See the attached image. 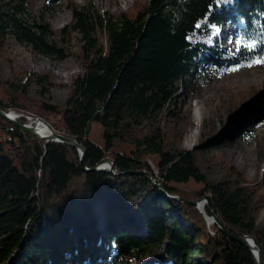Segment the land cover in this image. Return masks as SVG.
<instances>
[{"label":"trees","instance_id":"obj_1","mask_svg":"<svg viewBox=\"0 0 264 264\" xmlns=\"http://www.w3.org/2000/svg\"><path fill=\"white\" fill-rule=\"evenodd\" d=\"M34 1L0 0V59L16 39L48 56L73 54L83 70L62 84L45 71L17 70L12 59V74L3 78L0 62V107L40 115L84 144L88 166L111 156L119 171H150L170 194L190 200L209 194L232 232L256 238L264 262L263 184L229 163L230 177L207 179L197 149L180 148L178 136L158 124L182 99L179 85L206 81L204 64L264 60V0H136L119 13L92 0H66L72 18L57 30L38 13L50 0H42L31 20L26 17ZM229 22L238 25V47L223 53L220 24ZM58 86H67L68 94L51 110L46 102ZM262 112L264 92L252 108L257 116ZM93 121L103 126L104 145L88 135ZM203 207L205 214L165 198L142 175L86 171L77 147L46 141L0 116V264H85L103 245V229L111 251L100 264H134L156 247L168 264H195V254L203 255V264H258L250 248L217 223L208 224L212 211ZM138 225L148 230L145 237L135 232Z\"/></svg>","mask_w":264,"mask_h":264},{"label":"rangeland","instance_id":"obj_2","mask_svg":"<svg viewBox=\"0 0 264 264\" xmlns=\"http://www.w3.org/2000/svg\"><path fill=\"white\" fill-rule=\"evenodd\" d=\"M41 2L42 0L34 1L33 10L26 13L28 19H32ZM66 2V0H50L48 7L42 11L39 10L38 13L43 14L45 20L57 30L72 18V10ZM75 2L78 5H84L87 0H75ZM92 2L101 10L110 9L114 13H119L129 10L136 0H92ZM240 25H242L241 21ZM237 31L238 25L235 23L220 24L219 48L223 53L237 51ZM210 35L211 33L208 32L206 36ZM77 47L78 43L75 42L73 49ZM5 49L0 59L3 78H8L12 74L10 59L14 61V68L17 70L45 71L51 74L55 82L62 84L71 83L72 78L83 70L80 59L73 54L66 57L48 56L34 45L25 46L16 39L11 40ZM221 61V58H217L211 64H204L206 81L190 80L186 84L179 85L176 93L182 99L177 106H173L169 112L162 114L158 124L166 134L178 136L177 143H180V148L197 149V163L207 179L217 182L230 177L227 166L229 163L236 166L252 183L260 184L261 182L264 186V112L261 116L252 113L256 97L264 92V75L251 78L253 71L264 68V63L252 65L244 62L227 63L220 68ZM67 94V86L53 87L51 100L46 102V105L58 110L57 106L65 100ZM13 111L18 118L27 117L28 123L38 117L43 118L40 115L34 116V113L28 111L26 113ZM244 115L248 117L246 122L239 119ZM88 135L98 144L104 145L103 126L100 122L91 123ZM188 184L191 183L180 185ZM99 206L103 208L100 203H97L96 208L99 209ZM198 208L205 214L202 206ZM260 211L261 222L264 224V205L261 206ZM137 216L141 224L139 214ZM206 216L208 224L216 223L211 222L208 215ZM99 219L97 214V221ZM135 230L142 237L148 234V230L142 229L140 225L136 226ZM102 244L99 249L92 250V259L85 264H100L105 256L108 257L111 248L104 229ZM194 259L195 264L204 262L202 254H195ZM134 264L168 263L161 250L156 247L152 255H145L141 261Z\"/></svg>","mask_w":264,"mask_h":264},{"label":"water","instance_id":"obj_3","mask_svg":"<svg viewBox=\"0 0 264 264\" xmlns=\"http://www.w3.org/2000/svg\"><path fill=\"white\" fill-rule=\"evenodd\" d=\"M50 109H54V108L50 106ZM0 116H2L3 118H5L9 122H11L12 124L17 126L18 128H20L21 130L30 132V133H32V134H34V135H36L42 139H45L46 141L65 142V143H68L70 145L77 147L78 151L80 152L81 165L86 171H94V170H98V169H109L114 174H120V173H129L130 174L131 173V174L142 175V176L150 178L158 186V188L161 190L164 197L169 199V200L180 199V200H184L188 204L198 206V207H201L203 204H206L212 211V215L208 216L210 221L216 222L227 235H229L234 240H237V241L241 242L242 244H244L245 246H247L248 248H250L251 251L253 252L256 260H257V263L258 264H264L263 258H262L261 245L258 243L256 238L252 235L239 236L238 234H235L234 232H232L224 224V222L219 218V216L216 212V209L213 207V205L211 203V199H210L209 194H205L202 198L197 199V200L196 199L195 200H189V199H186L180 195L170 194L166 190V188L164 187L160 178L151 174L150 171L143 169V168L142 169L141 168H139V169H132L131 168V169L119 171L116 164H115L114 159L111 156H104L95 165L88 166L86 164V151H87V149H86L85 145L82 144L81 142H79L78 140H76L75 138H73L71 136H67L63 132L57 131L52 126V124L50 122H48L47 120H45L44 118L38 117L31 123L24 122L18 118L16 112H14L13 110L5 111L1 107H0ZM41 124H45L47 126V129H48L47 132H42V130L40 129V126H39ZM255 247H256V249H255Z\"/></svg>","mask_w":264,"mask_h":264},{"label":"bare ground","instance_id":"obj_4","mask_svg":"<svg viewBox=\"0 0 264 264\" xmlns=\"http://www.w3.org/2000/svg\"><path fill=\"white\" fill-rule=\"evenodd\" d=\"M64 66V65H63ZM252 75L253 76H251V78L252 77H256L257 78V76H259V75H264V68H262V69H260V70H255V71H253V73H252ZM40 126V129L42 130V132H47L48 131V129H47V126L45 125V124H41V125H39ZM204 206V204L202 205V207ZM204 208V207H203ZM255 249H256V247H255Z\"/></svg>","mask_w":264,"mask_h":264},{"label":"snow or ice","instance_id":"obj_5","mask_svg":"<svg viewBox=\"0 0 264 264\" xmlns=\"http://www.w3.org/2000/svg\"><path fill=\"white\" fill-rule=\"evenodd\" d=\"M230 0H223V3L227 4L229 3ZM199 27V25L197 26ZM217 32H219V29H217ZM255 63H264V60H261V59H257L256 61H254Z\"/></svg>","mask_w":264,"mask_h":264},{"label":"built area","instance_id":"obj_6","mask_svg":"<svg viewBox=\"0 0 264 264\" xmlns=\"http://www.w3.org/2000/svg\"><path fill=\"white\" fill-rule=\"evenodd\" d=\"M32 122H33V120H32Z\"/></svg>","mask_w":264,"mask_h":264}]
</instances>
